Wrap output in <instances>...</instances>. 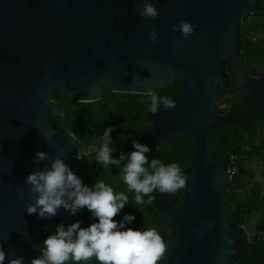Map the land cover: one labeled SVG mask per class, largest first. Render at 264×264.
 Instances as JSON below:
<instances>
[{
	"label": "water",
	"instance_id": "water-1",
	"mask_svg": "<svg viewBox=\"0 0 264 264\" xmlns=\"http://www.w3.org/2000/svg\"><path fill=\"white\" fill-rule=\"evenodd\" d=\"M259 2L152 0L159 12L152 20L139 15L136 0H0L4 264L13 253L23 257L24 264L39 257L33 238L46 231L49 222H80L77 213L70 215L63 207L46 219L26 211L33 202L25 184L28 174L50 167L51 158L63 152L61 158L83 182L77 152H93L67 130H46V123L64 115L63 107L51 99L52 92L60 90L77 102L93 103L99 101L103 87L117 94L149 95L172 87L178 78L183 87L169 98L176 107L165 110L162 105L154 114L148 145L188 137L196 155L184 175V207L172 206L168 201L172 194L153 193L152 203L170 234L160 264H235L245 232L242 226L231 225L225 204L232 158L218 159L209 138L225 123L243 122L248 127L264 113V75L251 78L236 69V93L226 97V74L219 67L239 59L242 18ZM182 20L195 25L187 38L173 31ZM153 29L157 43L149 38ZM230 104L239 110L230 113ZM41 151L49 160L34 163ZM255 264H264V256Z\"/></svg>",
	"mask_w": 264,
	"mask_h": 264
},
{
	"label": "trees",
	"instance_id": "trees-1",
	"mask_svg": "<svg viewBox=\"0 0 264 264\" xmlns=\"http://www.w3.org/2000/svg\"><path fill=\"white\" fill-rule=\"evenodd\" d=\"M239 34L240 57L230 69H227L231 75L228 81L230 85L233 82L232 74L236 65L246 66L251 71L257 68L264 70V0H260L250 13L242 18ZM219 67L223 72L227 71L221 64ZM183 84V80L178 78L172 87L155 94L170 98L183 87ZM231 92L232 90L229 91ZM51 99L63 107L64 115L61 119L46 123V130L50 133L67 130L86 149L93 148L94 145L98 146L99 138L103 136L105 129L113 127L115 131L111 133L110 144V147L116 149L111 153L113 158L118 159L121 153L127 156L134 151L132 141L136 140V137L151 149L150 152L145 153L149 162L153 158H158L166 166L170 163H178L183 175L196 155L193 141L188 137L148 145L153 134L151 123L154 115L149 110L150 95L117 94L103 87L99 101L93 103L77 102L67 98L60 90H54ZM263 130L264 120L250 129L242 123H225L209 138V147L214 155L220 160L232 158L230 167H235L225 196L230 223L234 227L248 226L250 229V234L243 236L238 242L240 256L235 264H255L264 256V190H262V182L254 180L255 173L247 165L254 158L261 164L263 168L261 175L264 176ZM256 133L262 136L259 143L254 141ZM96 155V152H90L80 161L84 171L83 184L92 187L97 181H103L113 188L114 193L124 192L129 197V203L114 219L121 222L125 214L134 215L135 220L126 227L141 230L155 228L166 244L170 234L158 210L153 203L142 205L135 203V194L128 190L121 179L123 164L103 165L97 162ZM172 195L173 198H168V201L176 210L185 206V187ZM144 199L147 201L148 198L144 197ZM77 214L81 227H88L97 222L87 208L81 209ZM59 224H63L66 228L71 225L61 221L49 222L47 230L33 238L39 248L43 250L44 240L49 235L55 234ZM66 264H76V262L70 259ZM79 264H99V261L93 257L88 261L82 260Z\"/></svg>",
	"mask_w": 264,
	"mask_h": 264
},
{
	"label": "clouds",
	"instance_id": "clouds-1",
	"mask_svg": "<svg viewBox=\"0 0 264 264\" xmlns=\"http://www.w3.org/2000/svg\"><path fill=\"white\" fill-rule=\"evenodd\" d=\"M136 2L141 17L152 20L158 17V9L152 0ZM177 30L187 38L194 33L195 25L182 20L178 25H173V31ZM149 38L152 43L158 42L154 29L149 32ZM148 94L151 96L149 110L153 114L160 111L161 105L165 110L176 107L173 99L159 97L154 92ZM113 131V127L105 129L98 146L94 145L92 150L97 153L96 160L100 164H123L121 179L128 190L135 194L137 205L151 204L156 199L154 192L174 194L185 187L187 177L182 174L178 163L166 166L158 158L149 162L145 153L151 149L136 140L132 141L134 151L127 156L121 153L118 159L113 158L111 153L116 150L110 147ZM63 155L60 152L51 158L50 167L33 171L26 177L29 198L33 201L26 205L27 213L38 214L39 218L46 219L57 215L61 207L70 215L87 208L97 222L88 227H81L79 221L67 228L59 224L55 234L44 240L43 250L39 248L41 255L32 258L30 264H66L70 259L79 264L80 261H88L93 257L99 264H160L165 258L167 246L155 228L141 230L126 227L135 220V216L130 214H125L121 222L114 219L129 203V197L124 192L114 193L113 188L103 181H97L92 187L85 186L81 178L61 158ZM85 155V150L83 155L78 151L77 159H82ZM47 160V153L41 151L35 154L34 163ZM144 197L148 198L147 201ZM5 259L6 254L0 244V264H4ZM8 264H24V258L13 253Z\"/></svg>",
	"mask_w": 264,
	"mask_h": 264
},
{
	"label": "flooded vegetation",
	"instance_id": "flooded-vegetation-1",
	"mask_svg": "<svg viewBox=\"0 0 264 264\" xmlns=\"http://www.w3.org/2000/svg\"><path fill=\"white\" fill-rule=\"evenodd\" d=\"M235 62H236V61H235ZM220 64H221V66H222V68H223L224 70H227V69H230V68H231V65L234 64V63L222 62V63H220ZM236 69H239V71H243V70H245L246 73H247V75H248L249 77H251V78H257V77L260 76V75H261V76L264 75V70H262V69H258V68H257L255 71H251V70L248 69L246 66L236 65V67H234L233 74H232V75H233V82H232V84L230 85V84L228 83V81L230 80L231 75L228 73V70H227L226 72H224V73L226 74V82H227V87H228V90H227V93H226V97H229V96H231V95L233 96V95H235V93H236V92H235V83H236L235 71H236ZM230 90H232L231 93H229ZM237 96H238L239 98L241 97V95H237ZM224 103H225V101L223 100V101H221V102L217 105V108H216V114H217V115L220 114V112H219V108L222 107ZM238 110H239V106H238L237 104H230V105H229V112H230V113L234 114V113H236ZM254 110H255V109L250 110L249 112H250V113H253ZM153 116H154V115H153ZM263 120H264V113H261V114L258 116V118L255 120V122L252 123V124H250V125L247 127V129L254 128V127L258 126ZM237 123H242V124H244L243 122H237ZM151 125L153 126V130H154V119H153ZM244 125H245V124H244ZM263 132H264V130H263ZM134 134H135V132H134ZM136 141H138V142L144 144L143 141H142L139 137H136ZM146 143H147V141H146ZM168 198H173V197L170 196V197H168Z\"/></svg>",
	"mask_w": 264,
	"mask_h": 264
},
{
	"label": "rangeland",
	"instance_id": "rangeland-1",
	"mask_svg": "<svg viewBox=\"0 0 264 264\" xmlns=\"http://www.w3.org/2000/svg\"><path fill=\"white\" fill-rule=\"evenodd\" d=\"M223 107V106H222ZM263 135H264V132H263ZM261 135L256 133L255 137H254V141L256 143H259V141L261 140ZM250 168H252V170L254 171L255 175H254V180L255 181H261L262 184V190H264V176L261 175V172H262V166L259 162H257L254 158L251 159L248 164H247ZM250 224H252V222H250ZM246 232L250 233V229L248 226H246Z\"/></svg>",
	"mask_w": 264,
	"mask_h": 264
},
{
	"label": "built area",
	"instance_id": "built-area-1",
	"mask_svg": "<svg viewBox=\"0 0 264 264\" xmlns=\"http://www.w3.org/2000/svg\"><path fill=\"white\" fill-rule=\"evenodd\" d=\"M228 171H229V173H230V175L232 174V173H234L235 172V167H228ZM243 228H244V232H245V235H249L250 233L248 232H246V226H242Z\"/></svg>",
	"mask_w": 264,
	"mask_h": 264
}]
</instances>
